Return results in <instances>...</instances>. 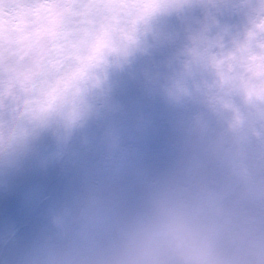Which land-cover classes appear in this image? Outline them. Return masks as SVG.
Here are the masks:
<instances>
[{
	"label": "clouds",
	"instance_id": "clouds-1",
	"mask_svg": "<svg viewBox=\"0 0 264 264\" xmlns=\"http://www.w3.org/2000/svg\"><path fill=\"white\" fill-rule=\"evenodd\" d=\"M0 264H264V0H0Z\"/></svg>",
	"mask_w": 264,
	"mask_h": 264
}]
</instances>
